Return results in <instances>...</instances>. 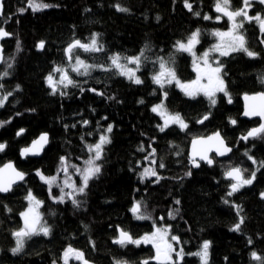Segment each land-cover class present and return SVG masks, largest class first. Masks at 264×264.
Wrapping results in <instances>:
<instances>
[{
	"label": "trees",
	"instance_id": "trees-1",
	"mask_svg": "<svg viewBox=\"0 0 264 264\" xmlns=\"http://www.w3.org/2000/svg\"><path fill=\"white\" fill-rule=\"evenodd\" d=\"M43 2L53 7L33 12L28 0H3L0 18V27L11 34L2 43L4 60L0 73L7 71L9 75L0 79V97L12 92L0 108V121H10L0 127V143L7 145L0 152V166L13 161L25 173L22 184L7 195H0V264H63L62 256L69 246L82 251L89 264H141L144 260L158 264L152 259L155 249L151 245L121 247L113 243L118 229L140 238L151 232L154 224L168 227L171 235L179 237L185 253L179 264H201L198 256L190 254L198 252L204 241L211 242L208 264H261L252 259L251 253L264 257V200L259 197L264 192V167L259 166L264 161V139L240 140L259 125L257 120L240 118L241 96L264 92V33L259 26L245 22L241 30L250 50L259 54L257 57L232 53L219 58L228 97L216 94L217 103L213 106L206 97L190 98L173 84L161 89L153 83L152 75L159 70L158 58H162L175 69L179 80L194 78L190 55L178 52L175 44L187 41L192 32L200 29L197 50L204 51L215 41L212 31L228 29L226 19H215V0H188L192 11L184 6V0ZM116 4L128 11H117ZM241 5L242 0H231L233 9ZM21 8L26 11L19 12ZM256 13L264 15V6L253 1L249 15ZM204 15L212 19L204 20ZM93 33L99 34L104 50L90 53L76 49L74 54L90 65L107 67L114 54L124 58L143 51L138 71L143 83L134 84L114 68H92L88 76L69 73L77 85L59 86V91L52 94L46 77L54 74L57 64L69 65L66 46L76 39L87 43ZM41 41L45 43L43 49L37 46ZM165 91L167 110L183 117L188 124L186 130L171 125L164 132L159 131L161 119L151 108L162 100ZM205 115L209 118L198 123ZM231 120L237 123L233 125ZM84 121L89 123L85 125ZM109 124L113 126L109 133L111 143L104 146L102 160L97 161L102 165L101 172L89 181L85 194L76 196L80 206H74L69 198L63 203L54 201L53 196L61 195L59 187L53 185L50 195L48 185L33 172L58 176L60 184V158L66 157L68 172L78 179L72 166L81 168L89 157L86 145L95 144ZM20 129L24 132L17 136ZM217 131L233 148L231 155L224 160L213 158L212 167L200 164L192 170L188 162L190 141ZM41 133L49 135L42 156L21 160L20 149ZM230 167L247 169L246 177L257 168L260 170L252 185L228 196L232 181L225 179L224 173ZM146 168H154L158 177L141 181L140 174ZM189 172L191 175H186ZM29 190L42 201V222L51 231L48 236L27 239L23 251L13 255L11 249L16 242L12 233L23 227L20 214L27 206L25 197ZM137 201L150 219L134 217L130 209ZM235 206H239V216ZM175 208L179 216L170 219L169 212ZM240 216L244 217L241 230L231 231Z\"/></svg>",
	"mask_w": 264,
	"mask_h": 264
},
{
	"label": "snow or ice",
	"instance_id": "snow-or-ice-1",
	"mask_svg": "<svg viewBox=\"0 0 264 264\" xmlns=\"http://www.w3.org/2000/svg\"><path fill=\"white\" fill-rule=\"evenodd\" d=\"M258 3L264 5V0H257ZM253 0H242V5L238 9H233L231 6V0H215L214 10L217 13L222 14L224 17H227L230 22V28L228 31H214L211 35L218 37L219 42L214 44L208 51H205L201 56L197 57L195 52V46L200 43L201 30L197 29L191 33L187 42L177 41L175 44V48L178 52H185L190 54L193 57V65L194 70L197 72V77L195 80L190 82H181L176 75L175 69L169 67L168 64L162 59H159V70L152 76V81L154 84L159 85L161 89L164 88L166 84L171 85L173 83L176 84L177 87L184 92V94L190 98H196L198 95L203 94L210 102L211 105H215L217 103L215 96L217 92L224 93L225 96H228V92L226 89V85L224 80L221 77L222 64L219 60H216V67H213L211 63H209V57L212 52L219 53L220 56L227 57L232 53H243L250 58H255L259 54L250 50L247 45V40L243 32L241 31L244 28L245 22L253 23L255 22L259 26V30L261 33H264V15L261 13H256L254 16L249 15V12L252 8ZM184 6L192 11V4L188 2V0H184ZM28 7L31 8L33 12H39L44 9L53 7V5L44 3L43 0H28ZM116 10L120 12H127L128 9L122 7L119 4L115 5ZM26 11L25 8L19 9V12L23 13ZM3 14V0H0V15ZM195 15L199 16L200 13L196 12ZM239 18V19H238ZM204 20L212 19V17L208 15L203 16ZM217 21L221 19L220 15L215 17ZM11 34L7 32L3 27H0V39L5 37H9ZM99 34L93 33L89 42L85 43L79 39L72 41L65 48V54L69 63L75 59V64H71V71L75 72L77 75L88 76L90 75V69L92 68H100L104 71H111L113 68L116 69L117 74L120 76H124L134 84H142L143 81L137 76V72L140 70L142 64V57H144V52L137 56L124 57V63L121 62L122 58L120 54H114L109 57L111 61L110 66H105L103 64L100 65H90L86 63L84 60L80 59L79 55H74L76 49H81L84 52L96 53L102 52L104 50L103 44H101L98 40ZM264 43V40L261 41ZM19 48V44H17ZM45 47V43L41 41L38 44L39 49H43ZM146 59V57H145ZM4 57L2 55V49H0V62H3ZM202 61V65L200 63ZM129 64L135 65V67H128ZM11 68V64L8 65ZM53 72L60 73L59 80L54 79L52 74H49L46 77L47 83L52 90V94H56L59 91L58 85H63L64 88H68L69 86L75 87L77 82L72 79L69 75V72L61 66H57L53 69ZM9 73L4 71L0 73V79L7 77ZM207 79V83H202L201 81ZM262 82H264V78H262ZM0 88H3V85L0 84ZM17 89H19V85H17ZM84 89H81L83 92ZM89 91L96 92V89H89ZM61 95H67L66 92H60ZM99 95H103V93H97ZM164 97H167V92L163 93ZM12 96V92H7L4 96L0 97V108L4 107L5 102L8 100V97ZM245 100H258L259 104H251L245 106V111L243 113L246 117L259 116L264 119V92L257 94L256 96H245ZM229 103H231V98L229 97ZM143 103V101H141ZM152 112L157 113L163 118V125H158L159 131L164 132L171 125H177L182 131L188 128V124L185 122L183 117L179 113L171 114L167 111L166 107L163 103L157 104L152 108ZM209 118L208 115H205L203 119L199 120L198 123H203L204 120ZM10 122V121H8ZM5 121H0V127H3ZM233 125L237 122L236 120L230 121ZM85 125L88 124V121L83 122ZM113 126L109 124L106 133L112 132ZM24 132V129H20L16 135L20 136ZM261 138L264 139V123H261L258 127L252 128L247 132L246 135L242 136L241 139L247 141L249 138ZM48 134L43 133L37 140H34L31 146L26 147L21 150V156L25 157L28 155H38L40 151L44 148V146L48 143ZM111 143V139L107 134H102L99 137L98 142L91 145H86L88 152L90 153L89 158L85 161V167L81 169L78 166L73 165V169L76 174L81 177V183L78 186L74 181L70 182V177L63 181V186L57 184L58 176H45L39 170H37V175L40 179L48 185L49 193L51 195L53 185L59 187L61 195L52 198L54 201L63 203L65 201V197L67 196L72 204L76 207L80 206V201L76 199V196L85 194V191L88 187L89 181L94 177L98 176L101 172L102 165L97 163V161H101L104 152V146ZM193 145V155L191 158V163L194 167H200V164L195 159L196 156H199L200 160L205 161L207 164L212 165L213 160L209 158L208 153L215 150L216 155L225 156L227 153L231 152L232 149L228 147L220 133L217 132L212 136L204 138H194L192 141ZM200 146L199 148L197 146ZM5 143H0V152H3L6 148ZM143 151V147L140 149ZM152 153H155V149H152ZM245 155L249 160L256 164L257 161L251 155H248L246 152ZM60 162L62 165L61 171L68 174V165L67 158L61 157ZM260 167H264V161L259 162ZM160 167L163 168L164 165L161 163ZM260 169L257 168L255 171H252L248 177L245 176V172L247 169H242L240 167H230L225 173V178L232 181L230 183V191L227 193L228 196H232L234 193L239 192L242 188L248 185H252L254 180L256 179V172ZM186 175H191V172L186 173ZM141 181L145 178L149 177H158L157 171L154 168H146L140 174ZM25 178V173L18 171L15 166L9 162L5 164L3 167H0V193H7L11 191L14 184L18 181H23ZM158 182V181H157ZM70 188L73 191L64 192V188ZM264 197V193L261 194ZM30 202L29 208L27 211L22 212L20 215L24 220V227L20 228L17 231H14L12 234L15 237L16 246L11 249L13 255L19 254L23 251L25 245V239L31 238L34 235L43 234L44 236H48L50 234V228L46 226V224L41 222V216L36 211L42 201H39L35 198L32 192L29 190L28 195L25 197ZM33 202L35 207L33 206ZM179 204V201H176ZM225 203H228L225 200ZM6 207V206H5ZM141 202L137 201L130 211L133 213L134 217L138 220L150 219L151 217L141 211ZM238 211L237 215H240L239 206H235ZM8 211H11L8 209ZM169 216L174 218L173 213L169 212ZM162 219V218H161ZM244 223V217L240 216L239 221L233 226L231 231L239 232L241 230V225ZM154 231L151 233H146L144 236L140 238H134L129 232L118 229V237L113 240V243L120 245L121 247H126L127 245H135L139 247L141 244H151L155 249V256L152 259L156 260L158 264H179L180 261L184 258V250L183 248H179L177 250L174 247L172 241H175L177 245L180 244L179 237L172 235L169 237V228L168 227H157L155 224L153 225ZM249 244L252 243V240L249 239ZM210 241H204L200 251L191 253L190 255H195L200 258L201 264H208V256H209V248ZM173 254H175L176 259L173 260ZM251 257L253 260L260 261L261 264H264V257H261L256 252L251 253ZM75 259L76 261L81 262V264H89V261L85 258V255L82 251L76 250L69 246L65 249L62 260L63 264H69V259ZM55 264V261L53 262ZM116 264H125L122 261H116ZM141 264H149L148 260H144Z\"/></svg>",
	"mask_w": 264,
	"mask_h": 264
},
{
	"label": "rangeland",
	"instance_id": "rangeland-1",
	"mask_svg": "<svg viewBox=\"0 0 264 264\" xmlns=\"http://www.w3.org/2000/svg\"><path fill=\"white\" fill-rule=\"evenodd\" d=\"M253 1H257V0H253ZM264 6V5H263ZM218 15H220L221 16V19L220 20H222V19H226L227 21H228V19H227V17H224L222 14H220V13H218ZM239 19V18H238ZM219 20V21H220ZM228 23H229V27H228V29L230 28V22L228 21ZM228 29H226V30H218V31H228ZM215 31H217V30H215ZM212 32H214V31H212ZM214 38H215V41H214V43L209 47V48H207V49H205L204 51H198L197 50V45L195 46V52H196V55H197V57H199V56H201L205 51H208L214 44H216V43H218L219 42V38L218 37H215L214 36ZM185 42H187V41H185ZM190 55V54H189ZM190 57H191V61H192V69H193V71H194V74H195V76H194V78L191 80V81H193V80H195L196 79V77H197V72L194 70V65H193V57L190 55ZM221 56L219 55V53H216V52H212L211 54H210V57H209V63H211L212 64V66L213 67H216L217 65H216V63H215V61L216 60H219V58H220ZM121 62L122 63H124L125 61H124V59L122 58V60H121ZM200 63H201V65H202V61H200ZM71 64H75V59H73L72 60V62H71ZM128 67H135V65H132V64H129L128 65ZM64 68L69 72V73H71L72 71H71V65H70V63H69V65L68 66H64ZM53 76H54V79H56V80H59V78H60V73H57V72H54V74H52ZM221 77H222V79H223V75H222V71H221ZM137 76H139L138 75V72H137ZM153 76V75H152ZM126 78V77H125ZM127 79V78H126ZM129 80V79H128ZM224 80V79H223ZM181 81V80H180ZM181 82H183V81H181ZM187 82H190V81H187ZM187 82H185V83H187ZM202 83H207V79L205 78L204 80H202L201 81ZM48 84V83H47ZM173 85H175V87L178 89V90H180L181 91V89L179 88V87H177L176 86V84L175 83H173ZM49 86V85H48ZM59 86L61 87V86H63V85H58V88H59ZM159 86V85H158ZM183 94H184V92L183 91H181ZM164 93V92H163ZM163 93H162V100L159 102V103H157V104H161V103H163L164 104V106H165V97H164V95H163ZM219 93H221V92H217L216 94H219ZM224 94V93H223ZM185 95V94H184ZM198 96H203V97H205L203 94H200V95H198ZM228 97V96H227ZM157 104H155V105H157ZM155 105H153L152 106V108L155 106ZM166 107V106H165ZM151 108V109H152ZM167 109V108H166ZM168 111V110H167ZM169 112V111H168ZM170 113V112H169ZM156 115H158L157 113H155ZM171 114H173V113H171ZM159 117H160V119H161V124H160V126H162L163 125V118L160 116V115H158ZM175 126H177V125H175ZM178 127V126H177ZM179 128V127H178ZM107 129V128H106ZM105 129V130H106ZM102 134H107L108 136H109V133H106V132H104V133H102ZM101 134V135H102ZM100 137V136H99ZM99 140V139H98ZM98 140H97V142H98ZM89 155H90V153H89ZM89 158V157H88ZM86 165H85V161L83 162V164H82V166H81V169H83L84 167H85ZM70 177V182H72V181H74L78 186L80 185V183H81V177L78 175V179H76V177L74 176V175H72V174H70V172H68V174L67 175H65V173L63 172V175H62V180L60 181V186H63V181L65 180V179H68ZM71 191H73L72 189H70V188H67V187H65L64 188V192L65 193H67V192H71ZM36 198V197H35ZM65 198H68L67 196L65 197ZM37 199V198H36ZM38 200V199H37ZM29 205H30V202L27 200V206H26V208H25V210L23 211V212H25V211H27L28 210V208H29ZM33 206L35 207V205H34V202H33ZM133 207V206H132ZM131 207V208H132ZM36 211L40 214V216H41V205L38 207V208H36ZM171 213H173V216H174V218H171L170 216H169V218L170 219H175V218H177L178 216H179V212H178V210H177V208H175V209H173L172 211H171ZM133 214V213H132ZM22 218V217H21ZM22 221H23V223H24V220H23V218H22ZM41 222H42V216H41ZM43 223V222H42ZM156 225V224H155ZM157 227H166V226H158V225H156ZM24 227V226H23ZM154 231V227H153V230L151 231V232H153ZM151 232H149V233H151ZM40 235H43V234H40ZM145 235V234H144ZM143 235V236H144ZM34 236H36V235H34ZM170 236H172L170 233H169V237ZM33 237V236H32ZM27 239H29V238H26L25 239V241L27 240ZM172 243H173V245H174V247H176L177 248V250L180 248V245H177L176 244V242L175 241H172ZM148 245H151V244H148ZM16 246V245H15ZM152 246V245H151ZM201 249V248H200ZM200 251V250H199ZM209 257V256H208ZM176 259V257H175V254H173V260H175ZM69 264H81V262H79V261H76L75 259H69Z\"/></svg>",
	"mask_w": 264,
	"mask_h": 264
},
{
	"label": "water",
	"instance_id": "water-1",
	"mask_svg": "<svg viewBox=\"0 0 264 264\" xmlns=\"http://www.w3.org/2000/svg\"><path fill=\"white\" fill-rule=\"evenodd\" d=\"M2 16H3V14L0 15V18H1ZM4 29H5V28H4ZM5 30H6V29H5ZM10 38H11V35H10L9 37H5V38H3V39H0V49H2V55H3V56H4V48H3L2 43H3L4 41L10 39ZM65 56H66V54H65ZM66 59H67V56H66ZM67 61H68V59H67ZM68 62H69V61H68ZM1 65H2V62H0V67H1ZM259 93H262V92H258V93H255V94H244V95L241 96V102H242V113H241V115H240V118H241V119H245V120H247V121L257 120V121H259V125H260L261 123H264V119H262L261 117H259V116L246 117V116L243 115V113H244V111H245V106H246V105L259 104V103H260V101H258V100H256V101H254V100H247V101H246V100H245V96L247 95V96H249V97H252V96H256V95L259 94ZM259 125H258V126H259ZM258 126H256V127H258ZM256 127H254V128H256ZM250 130H251V129H250ZM217 132H218V131H217ZM217 132L211 133V134L206 135V136L196 137V138H204V139H207V137L212 136L213 134H215V133H217ZM219 133H220V132H219ZM41 134H43V133H41ZM41 134H39L34 140H37V139L40 137ZM246 134H247V133H246ZM246 134H245V135H246ZM220 135H221V134H220ZM243 136H244V135H243ZM221 137H222V135H221ZM241 137H242V136H241ZM241 137H240V140L243 141V142H246V141L242 140ZM48 138H49V135H48ZM222 138H223V137H222ZM193 139H194V138H193ZM193 139L190 141V143H189V147H188V162H189V166L191 167L192 170H197L199 167H194V166L192 165V163H191V158H192V155H193V145H192V141H193ZM250 139H253V138H249L248 140H250ZM34 140H32L27 146H25V147H23V148L20 149V151H19V157H20L21 160H25L26 158H40V157L42 156V154H43L45 148L47 147V145H48V143H49V140H48V143L44 146V148L42 149V151H40V153H39L38 155H28V156H25V157H22V156H21V150L24 149V148H26V147L31 146V144H32V142H33ZM223 140H224V139H223ZM224 142H225V144L227 145V143H226L225 140H224ZM227 146H228V145H227ZM197 147L199 148L200 146L198 145ZM228 147H230V146H228ZM230 148H231L232 151H233V148H232V147H230ZM232 151L229 152V153H227L225 156H218V155H216L215 150H213V151H211V152L208 153V156H209V158H211L212 160H213V158H215L216 160H224V159L228 158V157L231 155ZM195 159L197 160V162H198L199 164L208 165V166H210V167H212L213 164H214V160H213V164H212V165H209V164H207L205 161L200 160L199 156H196ZM9 162H11V163L15 166V168L17 169V167H16V165H15V163H14L13 161H8V162L2 164L0 167H3L5 164H7V163H9ZM17 170H18V169H17ZM18 171H20V170H18ZM33 173L36 174V172H33ZM224 177H225V175H224ZM225 179H227V178H225ZM24 180H25V178H24ZM24 180H23V181H18L16 184H14L13 187H12V189H11V191H12L15 187H17L18 185L22 184V183L24 182ZM227 180H229V179H227ZM229 181H230V180H229ZM11 191H9V192H7V193H0V195L5 196V195H7L8 193H10ZM262 193H264V192H262ZM262 193H261V194H262ZM261 194H260L259 197H260V199L264 200V197H262ZM154 262L158 263L156 260H154Z\"/></svg>",
	"mask_w": 264,
	"mask_h": 264
},
{
	"label": "bare ground",
	"instance_id": "bare-ground-1",
	"mask_svg": "<svg viewBox=\"0 0 264 264\" xmlns=\"http://www.w3.org/2000/svg\"><path fill=\"white\" fill-rule=\"evenodd\" d=\"M37 45V44H36ZM38 46V45H37ZM67 47V46H66ZM76 53V52H75ZM75 55V54H74ZM72 62V61H71ZM60 64V63H59ZM67 64V63H66ZM62 65V64H61ZM71 65V64H70ZM54 66H55V64H54ZM57 66H58V64H57ZM66 66H68V65H66ZM52 70V69H51ZM50 73V72H49ZM50 74H52V73H50ZM49 75V74H48ZM46 76V75H45ZM249 141V140H248Z\"/></svg>",
	"mask_w": 264,
	"mask_h": 264
},
{
	"label": "crops",
	"instance_id": "crops-1",
	"mask_svg": "<svg viewBox=\"0 0 264 264\" xmlns=\"http://www.w3.org/2000/svg\"><path fill=\"white\" fill-rule=\"evenodd\" d=\"M22 225L24 226V223H23V221H22Z\"/></svg>",
	"mask_w": 264,
	"mask_h": 264
}]
</instances>
